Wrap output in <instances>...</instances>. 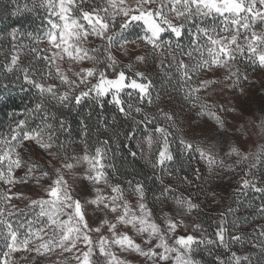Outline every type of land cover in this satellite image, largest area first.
<instances>
[{
	"label": "clouds",
	"instance_id": "clouds-1",
	"mask_svg": "<svg viewBox=\"0 0 264 264\" xmlns=\"http://www.w3.org/2000/svg\"><path fill=\"white\" fill-rule=\"evenodd\" d=\"M86 2L103 9L108 0ZM136 2L126 0V6H135ZM104 15L108 28L100 30L103 35L81 41L82 47L94 49V59L83 63L69 59L68 67L73 73L88 67L108 75L124 71L129 79L142 80L146 92L140 98L134 90L125 91L128 112L121 114L105 107L110 117L99 118H93L91 112L85 115L86 109L96 103L94 97L87 98V106L82 101L74 107H62L47 99L49 113L56 112L65 126L63 131L57 128V139L49 148L33 149L32 158L40 165V189L56 182L68 204H78L86 217L98 223H115L127 232L136 247L114 249L123 264L173 261V253L165 254V248H180L177 229L204 239L190 251L182 249L191 264H218V258L219 264H264V237L259 235L264 214L256 211L264 202V64L255 59L264 55V46L252 56L234 51L213 61L204 40L195 46L203 55H188L193 48L188 31L182 37L162 32L153 45L145 40V30L138 23L121 28L123 16L113 18L111 12ZM209 18L207 22L211 23ZM190 27L185 25V29ZM257 32H264V24L257 27ZM237 41L242 47L247 36L240 34ZM11 93L8 87L0 91V107L6 109L23 100ZM30 98L32 104L25 105L23 113L38 101L33 91ZM145 121L153 126L148 132L144 130ZM155 126H159V132H155ZM157 145L167 146L169 158L162 164L157 162ZM97 148L101 149L99 161ZM98 172L102 173L99 177ZM242 181L247 182L244 187ZM29 189H25L26 196L40 191ZM113 190L120 201L112 199ZM257 199L259 205L254 203ZM120 202L131 209L130 215L146 217L155 231L141 230L136 223H121L117 219L119 209L109 216L101 207ZM250 210H254L252 215H248ZM36 211L21 201L17 219L24 221L23 213L35 221ZM222 217L228 221V230L223 242H216L213 232ZM44 235L47 250L41 247V241L30 239L28 250L21 252L13 264H76L75 251L53 244L59 241V234L54 236L48 229ZM19 242H23V231ZM6 243L7 236L0 233V248ZM76 243L79 246V241ZM158 245L160 251H155Z\"/></svg>",
	"mask_w": 264,
	"mask_h": 264
},
{
	"label": "snow or ice",
	"instance_id": "snow-or-ice-1",
	"mask_svg": "<svg viewBox=\"0 0 264 264\" xmlns=\"http://www.w3.org/2000/svg\"><path fill=\"white\" fill-rule=\"evenodd\" d=\"M9 3L15 7H11L5 15L17 16L37 9L49 15L44 17V27L36 32L25 33L12 28L0 34V56L4 57L0 61V86L7 87L4 81L10 78H15L18 83L22 77L28 89L38 96L37 103L23 113L22 119L12 114L7 132H0V233L7 236L6 246L0 248V264H13L21 252L28 250L30 239L41 241V247L47 250L49 245L44 233L48 229L54 236L59 234V241L53 242L55 246H65L66 250L75 251L73 258L76 264H101V260L103 264H123L114 249L136 247V242L115 223H98L86 217L78 204L69 205L58 183L53 182L47 188L40 189V165L32 156L33 149H47L52 145L57 139V128L64 130L65 121L62 117L58 118L56 112L49 113L45 104L47 99L62 107H74L94 97L103 108L102 98L110 97L107 103L125 114L130 105L124 100L123 93L134 90L138 97L143 98L146 86L140 79H129L124 71L108 75L88 67L73 73L66 61L71 59L74 63H83L85 59H94L91 55L94 49L82 47L81 41L91 35H103L100 30L108 28L104 15L108 12L113 18L124 17L121 28L138 23L145 30V40L153 45L162 32L182 37L187 30L193 45L188 55L193 52L203 55L201 49L195 46L204 40L213 61L219 57H229L234 51L252 56L264 46V32H257V27L264 24V0H137L135 6L131 7L126 6V0H108L103 9L89 5L86 0H31V4L25 0L22 6L19 0H9ZM169 16L174 19L170 20ZM209 17L212 18L211 23L207 22ZM198 19L205 22L194 24V31L192 27L185 29L190 21ZM240 34L247 36V42L242 47L237 41ZM255 59L264 64V55L255 56ZM36 119L39 120L38 124L34 123ZM152 127L150 122H144L145 132ZM154 130L159 132V126H155ZM148 143L151 146L150 137ZM157 147V162L162 164L169 158L167 146ZM100 151V148L96 149L97 161L100 160ZM101 174L98 172L96 175L99 177ZM246 183L242 181L241 187ZM29 185H33V188L29 189ZM25 189L40 191L34 196H26ZM112 199L121 200L116 190H113ZM21 201L28 208L38 209L35 221L23 213L21 215H25V220L17 219ZM101 207L109 216L119 209L117 219L121 223H136L141 230L155 231V226L146 217L130 215L131 209L122 202ZM256 211L257 214H264V202ZM227 225L228 221L223 217L216 224L213 232L216 242H223ZM171 226L175 228L176 222L172 221ZM232 226H236L235 222ZM89 229L96 235H90ZM22 231L23 242L20 243ZM105 232L107 236L103 235ZM259 235L264 237V227L259 228ZM176 243L180 248H165V254L170 251L174 255V260L168 261V264H175L176 261L191 264L182 249L190 251L192 245L202 244L204 239L196 233L177 229ZM155 251H160V245Z\"/></svg>",
	"mask_w": 264,
	"mask_h": 264
},
{
	"label": "trees",
	"instance_id": "trees-1",
	"mask_svg": "<svg viewBox=\"0 0 264 264\" xmlns=\"http://www.w3.org/2000/svg\"><path fill=\"white\" fill-rule=\"evenodd\" d=\"M25 3V0H19V4L22 6ZM28 3L31 4V0H28ZM11 7H15V5H10L9 0H0V34L6 33L10 31L12 28H17L22 32H36L38 29L44 27L45 20L44 17L49 15L42 9H37L35 12H24L21 15L12 16L10 14L5 15V12H10ZM209 22H211V18H209ZM193 31L195 30L194 24L189 22ZM187 33V30H185ZM27 43V41H25ZM43 46V45H42ZM27 51V50H25ZM4 59L3 56H0V61ZM27 59V58H26ZM8 88L12 89L11 95L23 97V100H17L16 105L8 107H0V132H7V125L12 121V114H16L18 117L23 118V111L25 109V105L31 106L32 100L30 98L31 91L28 89V85L24 83L22 77L20 81L15 82V78H10L9 80L4 81ZM4 87L0 86V91H2ZM104 101L103 108L94 103L92 107H88L86 109L85 115L88 112H91L93 118H99L100 115H108L110 117V113L104 112V108H110L112 111H117L114 105H108L107 100L110 97L102 98ZM85 105L89 104V101L85 99ZM79 123V120H77ZM34 126V124H33ZM251 196L252 193H249ZM254 203L259 205V200H255ZM254 210H250L248 215H252ZM211 223V221H209Z\"/></svg>",
	"mask_w": 264,
	"mask_h": 264
}]
</instances>
